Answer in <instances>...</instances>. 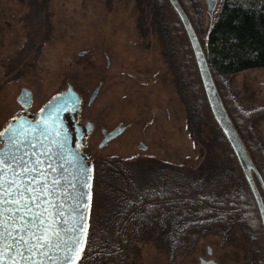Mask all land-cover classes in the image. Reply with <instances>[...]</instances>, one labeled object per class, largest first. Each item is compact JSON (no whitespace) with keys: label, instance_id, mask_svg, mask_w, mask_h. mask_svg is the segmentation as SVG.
Returning a JSON list of instances; mask_svg holds the SVG:
<instances>
[{"label":"rangeland","instance_id":"1","mask_svg":"<svg viewBox=\"0 0 264 264\" xmlns=\"http://www.w3.org/2000/svg\"><path fill=\"white\" fill-rule=\"evenodd\" d=\"M182 5L202 39L208 24L205 1L182 0ZM219 8L217 0L212 22ZM190 69L198 77L189 42L166 0H0V131L13 117L22 112L36 114L51 97L72 86L81 98L79 121L92 125L84 138L95 168L87 229H105L101 224L106 214L102 209L107 201L103 196L106 164L161 161L175 166L181 175L166 177L164 186L157 189L159 199L169 200L164 202L176 198L175 187L180 183L188 199L192 198L190 189H204L199 182L183 178V172L202 170L198 168L202 153L207 152L206 142H212L221 156L224 137L205 113L192 119L180 88L182 75L190 74ZM215 81L226 100L230 95L243 114H251L257 98L248 101L243 93L242 102L239 90L242 87L247 92L245 84L260 88L264 68L216 74ZM198 82L195 99L207 104ZM23 88L31 91L28 108L16 101ZM255 92L254 98L259 90ZM119 124L125 126L123 132L99 146L101 128L110 131ZM213 131L217 133L214 141L209 135ZM255 131L264 144V118L256 122ZM229 157L232 163L231 158L235 159ZM206 230L188 236V242L174 252L164 253L161 243L159 249L154 242L138 240L135 255L128 251L118 256L108 246L100 258L85 252L79 264L88 258L93 264H198L200 257L217 264H251L252 257L253 263L260 261L240 228L233 229L230 239L215 236V231L204 233ZM207 247L212 250L210 255Z\"/></svg>","mask_w":264,"mask_h":264},{"label":"trees","instance_id":"2","mask_svg":"<svg viewBox=\"0 0 264 264\" xmlns=\"http://www.w3.org/2000/svg\"><path fill=\"white\" fill-rule=\"evenodd\" d=\"M178 1L194 27L190 16L182 5V0ZM171 9L173 10L172 7ZM218 11L217 17L212 24L210 26L207 24L202 39L196 32L215 85L216 74L232 75L247 69L264 68V0H220ZM173 12L175 13L174 10ZM179 23L185 34L180 20ZM194 29L196 31L195 27ZM170 51H173L171 47ZM189 72L190 74L188 75L185 73L182 75L180 88L184 94L185 103L190 106L191 117L192 119H197L198 114L204 116L205 113L209 117L212 127L214 124L217 128L218 125L212 116L207 100V104H205L203 99H195L197 96L196 85L199 84L198 80H200L199 73L198 78L193 74V71L191 72V69ZM216 87L228 115L264 182V144L260 141L255 131V125L258 122L256 118L263 116L264 110H252L250 111L251 114H243L238 109L233 98L229 95L226 100L221 94L219 87L217 85ZM199 103H203L206 109ZM207 105L208 108L206 107ZM217 130L223 135L219 127ZM216 134L214 131L209 134L212 141H214V135ZM223 137L224 139H222L220 144H222L221 148L224 152L221 156L219 155L220 153L216 152V147L212 142H206L205 145L207 146L205 149H207V152L202 153L204 157L201 159V166L198 168L202 170L196 173H190L187 169L184 170L183 178L199 182L200 187L204 188L202 190L199 189L200 192L190 189L189 192L192 197L190 199L184 193L186 191L181 187V183L178 187H175L178 192L174 193L176 198L170 199V202L164 203V201L169 200L159 199L157 195V189L160 186H164L163 181L166 177L181 175L175 166L161 161H158V163L151 161L146 165L131 166L113 163L106 164L104 167L105 177L103 183L105 186H103V196L107 201L102 204V209L106 211V214L103 215L104 223L101 224L105 229L96 230L94 228L90 230L86 227L85 240L88 245L82 248L79 259L85 252L89 253L88 257H92V255L98 258L102 257V252H106L107 247L111 246L110 243L114 240L109 236L116 234L118 232L117 228L121 226L128 228L123 232L132 233L134 242H138L135 239L136 235L156 234L154 243L156 246L161 243L164 246L165 253L174 252L177 246L188 242V236L185 234L186 230L189 232L188 227L196 230L210 227L222 239H230L228 237L233 235V229L238 227L247 235L254 251L258 254L260 261L257 260V264H264V232L256 203L236 157L224 135ZM230 154L234 157L235 163L232 158V163L230 162ZM209 162L211 163L207 167ZM94 170L95 168L92 166V174ZM92 174L90 188L94 179ZM255 181L264 200V193L256 178ZM101 202L102 200H99V205ZM163 203L165 209L171 213L172 218L169 219V214H166V221L161 225L159 221L162 217H158L156 211L160 204L162 205ZM150 204L152 205L150 206ZM224 210H226L224 217L229 218L230 221L228 224L201 225L198 222V219L204 217H222ZM128 214H130V217H128ZM91 218H89V221H91ZM116 218L119 220L118 223L115 221ZM120 218H137L140 221L138 223L122 224ZM152 219H156V222L152 223ZM240 219H251L252 222L248 224L240 223V221L236 222V220ZM147 220L150 223H146ZM94 224L97 226V222H94ZM107 228H109V232L106 231ZM130 228L133 229L131 230ZM161 234L165 235V239L158 241V235ZM105 255L107 256L108 253ZM91 260V258L90 260L88 258L85 264H93ZM252 261L253 257L251 264H255ZM76 264H79V260ZM118 264L123 263L121 261Z\"/></svg>","mask_w":264,"mask_h":264},{"label":"snow or ice","instance_id":"3","mask_svg":"<svg viewBox=\"0 0 264 264\" xmlns=\"http://www.w3.org/2000/svg\"><path fill=\"white\" fill-rule=\"evenodd\" d=\"M15 120L0 131L6 141L0 148V264H75L91 195L86 191L89 169H81L82 183L78 178L68 182L67 132L53 135ZM68 156L75 159L72 153ZM77 188L79 196H71L69 189Z\"/></svg>","mask_w":264,"mask_h":264},{"label":"water","instance_id":"4","mask_svg":"<svg viewBox=\"0 0 264 264\" xmlns=\"http://www.w3.org/2000/svg\"><path fill=\"white\" fill-rule=\"evenodd\" d=\"M167 1L171 5L175 13L177 14L182 24V27L185 31V34L189 41V45H190V48H191V51L194 57V61L198 69L201 84H202L210 111L212 113V116L215 122L217 123L218 127L222 131L223 135L228 141L236 157L238 165L243 173L244 179L256 203V207H257L260 221L262 224V229L264 232V200L258 189L255 178L258 181L263 193H264V182L255 164L253 163V160L244 142L242 141L230 116L228 115L225 109V106L222 102L220 94L213 80L212 74L210 72L200 40L196 34V31L193 25L191 24L187 14L185 13L184 9L182 8L178 0H167ZM204 1H205V6H206L205 8L206 13L208 16V26H210L212 24V12H213V9L215 7L217 0H204ZM96 91L97 89L94 90L91 96V99L95 95ZM31 96H32L31 91L27 88H23L21 89L20 93L16 97V101L24 108H28L31 103ZM79 106H80L79 94L73 90L72 86H68L64 91L51 97L40 108V110L35 114V116H28L27 114H21L15 117L16 120L14 123L22 124L25 128H28V124L25 122H30L32 125H39L40 126L39 131L47 130L53 135L56 131L67 132L68 139H67V143L64 145V156H65L64 166L67 169V172L65 173L67 181L75 183L76 180H74L73 178H78L82 183L84 178L81 176V169L87 168L89 169L88 175L90 179L88 180V188L86 189V191L91 193L90 182H91V174H92V165L89 162L88 158L85 155H83L74 146L73 144L74 135L71 132L70 122H69V119L74 121L76 113L79 110ZM46 121L47 123H45ZM53 121H55L54 126L52 125ZM10 122H13V119ZM7 125L5 127H7ZM91 127L92 125L90 123H87L84 126L83 131L87 132L90 130ZM123 128H124L123 125L119 124L115 129L106 133L105 136L100 141L99 146H102L109 139L120 134ZM39 131L35 133V135H37L38 138H39ZM29 132H31V129H29ZM82 135L83 133L79 132L77 134V138L80 139ZM5 144H6V141L0 138V148H4ZM140 146L144 148V145H140ZM68 153H72L75 156V159L73 160L71 157H69ZM69 194L71 196H79V189L77 188L76 191L69 189ZM90 196L88 197L87 209L89 206ZM69 203L72 207H75V205L72 204L71 201H69ZM68 219L74 220L75 217L69 216ZM86 226H87V213H86V224L84 225L82 243L85 237ZM81 247H82V244H81ZM200 264H216V263L212 261L201 260Z\"/></svg>","mask_w":264,"mask_h":264},{"label":"flooded vegetation","instance_id":"5","mask_svg":"<svg viewBox=\"0 0 264 264\" xmlns=\"http://www.w3.org/2000/svg\"><path fill=\"white\" fill-rule=\"evenodd\" d=\"M217 3V2H216ZM215 6H216V4H215ZM215 8V7H214ZM259 84H260V88L258 87L257 89L256 88H252L251 87V85L250 84H245V86L244 87H246V89L248 90L247 92L245 91V88H244V90L242 89V87H241V90H239V92H240V96H239V98H240V101H242V102H245V100H244V96H243V93H247V100L248 101H250V99H256L257 98V106H255V104H254V107L253 108H250L251 110H259V109H262V110H264V81H260L259 82ZM255 90H259V93H258V97L257 96H255V98L253 97L254 96V94H256V92H255ZM239 98H237V99H239ZM80 101H81V98H80ZM255 101V100H254ZM259 104V105H258ZM78 113V112H77ZM77 113H76V116H75V119H74V121H72V120H70L69 119V122H70V128H71V132H72V134L74 135L73 137V144H74V146L83 154V155H85L87 158H88V160H89V162L91 163V165H92V162L90 161V153L88 152V149L85 147V144H84V138H85V136H86V134H87V132H84L83 130H84V126H85V123L84 122H81V121H79V119H78V116H77ZM21 114H27L28 116H35V114H29V113H26V112H22V113H20L19 115H21ZM264 114V113H263ZM18 115V116H19ZM15 117H17V116H15ZM14 118V117H13ZM12 118V119H13ZM260 118H264V115L263 116H260V117H257L256 119L257 120H259ZM11 119V120H12ZM10 120V121H11ZM9 121V122H10ZM8 122V123H9ZM7 123V124H8ZM6 124V125H7ZM5 125V126H6ZM76 126H78V127H76ZM124 128H125V126H123ZM124 128H123V130H124ZM3 130V129H2ZM123 130H122V132H123ZM110 131H112V130H110ZM110 131H107L105 128H101V134H102V138L105 136V134L106 133H108V132H110ZM83 133V135H82V137L80 138V139H78L77 138V134L78 133ZM121 132V133H122ZM119 135V134H118ZM116 137V136H115ZM114 138V137H113ZM113 138H111V139H109L108 141H110V140H112ZM102 140V139H101ZM107 141V142H108ZM263 149H264V146H263ZM263 161H264V159H263ZM254 163V162H253ZM93 166V165H92ZM258 170V169H257ZM261 175V174H260ZM262 178V177H261ZM263 180V179H262ZM165 203V202H164ZM164 203L161 205L160 204V206L158 207V210L156 211V213L158 214V217L159 216H161L162 217V219L159 221L160 222V224L161 225H163L164 224V222L166 221V218H165V216H166V209H165V206H164ZM152 204H150V206H151ZM169 213V219H171L172 217H171V213L170 212H168ZM154 214H155V212H154ZM222 217H216V218H200V219H198V222H200V224L201 225H204V224H217V225H224V224H228V223H230V221H229V218H227V217H224V215H226V210H224L223 212H222ZM121 220L120 221H122V224H124V223H133V222H135V223H138V221H140L139 219H137V218H120ZM117 223H118V218H116V220H115ZM240 221V223L242 222V223H246V224H248V223H251L252 222V220L251 219H240V220H236V222H239ZM154 222H156V219H152V223H154ZM146 223H150L148 220L146 221ZM126 229H128V228H126V227H123V226H121V227H119V228H117V233L116 234H114V235H110V237L111 238H113L114 240H113V242L112 243H110L111 244V246L112 247H114L115 249H117V250H113L112 252L113 253H115V254H117V253H119V254H122V256H123V252L125 253H128V251H131V253H132V255H135L136 254V252H137V248H136V246L134 245V243H136V242H134L133 241V235H132V233H128V232H123L124 230H126ZM131 230L133 229V228H130ZM137 229H139V227H137ZM187 229H189V232H187V230L185 231V234H186V236H191V235H195V234H197V230L195 229V228H191V227H188ZM206 229H208V227H204V228H202V230H206ZM219 230V229H218ZM212 231H214V230H212ZM212 231H208V230H206L204 233H211ZM220 231V230H219ZM179 233H181V231H179ZM213 234L215 235V236H217V237H219V235L218 234H216V233H214L213 232ZM86 235V234H85ZM209 235H212V234H209ZM156 234H144V235H142V236H139V235H136V237H135V239L136 240H139L140 242H144V244H146V243H149L150 241L151 242H155V240H156ZM160 236V237H159ZM162 239H165V235L164 234H161V235H158V241H160V240H162ZM129 242H131L130 244H129ZM133 242V243H132ZM88 244L86 243V240H85V237H84V240H83V243H82V247H81V251H82V248L85 246H87ZM187 246V245H186ZM158 247H159V249H160V245H158ZM81 251H80V253H81ZM133 251L135 252V253H133ZM161 251L163 252V249H162V247H161ZM211 252H212V250H211V248L210 247H207V249H206V253L207 254H211ZM165 253V252H164ZM119 254H117L118 256H119ZM165 255V254H164ZM79 257H80V254H79ZM83 257V256H82ZM82 257L80 258V259H78L79 260V263H80V261L82 260ZM122 258V257H121ZM90 259V258H89ZM78 260H76V262L78 261ZM86 260V259H85ZM201 260H205L204 258H202V257H200L199 258V263L198 264H200L201 263ZM206 261H212V262H215L216 264H217V262L215 261V260H212V259H210V260H206ZM123 263V262H122ZM125 263H127L126 261H125ZM130 263H131V261H130ZM129 263V264H130Z\"/></svg>","mask_w":264,"mask_h":264}]
</instances>
